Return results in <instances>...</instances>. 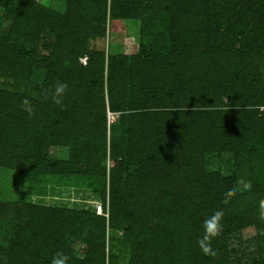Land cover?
<instances>
[{"label": "trees", "instance_id": "1", "mask_svg": "<svg viewBox=\"0 0 264 264\" xmlns=\"http://www.w3.org/2000/svg\"><path fill=\"white\" fill-rule=\"evenodd\" d=\"M60 1L62 10L0 0V76L28 85L0 87V168L21 181L83 178L103 194L108 143L109 227L122 230L128 264H231L230 234L251 226L259 258L248 264H264V115L237 108L264 89V0ZM107 16L138 20L140 36L154 21L168 27L153 45L110 53L93 44ZM61 82L68 87L56 104ZM107 112L116 125L107 126ZM216 210L222 227L211 239L216 254L206 255L198 242ZM96 213L0 200V264H52L58 253L66 264H117L118 245L110 240L105 252ZM76 239L86 242L83 257L71 254Z\"/></svg>", "mask_w": 264, "mask_h": 264}, {"label": "rangeland", "instance_id": "2", "mask_svg": "<svg viewBox=\"0 0 264 264\" xmlns=\"http://www.w3.org/2000/svg\"><path fill=\"white\" fill-rule=\"evenodd\" d=\"M43 5H50L51 7L59 10L63 9V2L60 0H39ZM3 8L0 7V15H3ZM148 21L150 18H148ZM151 23V22H149ZM4 25H6L4 23ZM150 25V24H149ZM148 27L147 32L142 36L139 35V21L136 19H116L108 22V16L106 18V32L105 35L94 41L93 44L97 48H101L104 51L108 50L110 53L125 52L134 53L137 52L140 43L153 45L151 42L154 37L161 36L160 30L167 31L168 26L164 24ZM160 29V30H159ZM158 42V41H157ZM263 60L259 65L258 72L264 79V51L262 53ZM83 57L80 61L85 62ZM32 79H37L38 75L33 74ZM0 87L10 90H27L28 85L24 81H17L12 77L0 76ZM262 87H264L262 85ZM263 91V93H262ZM262 93V94H261ZM264 97V89H258L251 97H246L243 100V104L237 108H241L251 114L258 110V115L263 113L264 115V102L260 97ZM222 101L225 105L230 104L231 100L224 96ZM234 106H232L233 108ZM116 114L107 112V126L116 125ZM109 132V130H108ZM109 135V134H108ZM109 136H107V140ZM257 142V141H255ZM254 142V143H255ZM242 147H245L242 145ZM107 152L105 158V178H104V193L100 194L90 189L87 181L72 177L67 179L59 175H27L22 181L19 178V174L16 171L0 168V200H12L19 201L25 200L37 205H44L50 207H60L62 209H87L95 212L96 204L101 203L103 208V214L105 218V252L108 249V243L110 240H114L118 245L117 252V264H128L129 246L124 241L122 230L109 227L111 218L112 204L110 200L109 192V170L113 162ZM246 148V147H245ZM246 153V152H245ZM245 158L251 160L248 154H245ZM57 154L60 157L66 156L64 148H58ZM243 174L240 181L247 180V173L249 171V163L247 160L240 162ZM217 166V165H216ZM211 169H216L214 165L210 166ZM96 182V180H95ZM122 202V201H120ZM118 207V211L121 212L122 206L115 204ZM260 209L264 206V201H259ZM97 214V213H96ZM4 218H1V220ZM4 224V226H3ZM5 221L0 222V244H5ZM260 233L264 232V219L263 225L260 227ZM86 234V230L83 231V235ZM256 234L254 227H244L232 232L229 236L230 246L233 250L231 253V264H248L259 258V248L257 246ZM86 242L84 240H78L72 244L71 254L77 257H83L85 254Z\"/></svg>", "mask_w": 264, "mask_h": 264}, {"label": "clouds", "instance_id": "3", "mask_svg": "<svg viewBox=\"0 0 264 264\" xmlns=\"http://www.w3.org/2000/svg\"><path fill=\"white\" fill-rule=\"evenodd\" d=\"M67 83H59L56 88L55 92L52 95V100L56 104H60L63 99V93L67 89ZM25 110L28 111L29 115L32 114V108L29 106V102L27 99L24 100ZM222 217H223V210H216L213 212L211 216H209L204 221V231L205 235L199 240V245L206 255H215L216 250L212 247L211 239L215 237L222 227ZM68 260L67 256H64L62 253H58L56 257L53 258L52 264H66Z\"/></svg>", "mask_w": 264, "mask_h": 264}, {"label": "built area", "instance_id": "4", "mask_svg": "<svg viewBox=\"0 0 264 264\" xmlns=\"http://www.w3.org/2000/svg\"><path fill=\"white\" fill-rule=\"evenodd\" d=\"M95 211H96L97 213L103 214V208H102V205H101L100 202L96 204V209H95Z\"/></svg>", "mask_w": 264, "mask_h": 264}]
</instances>
